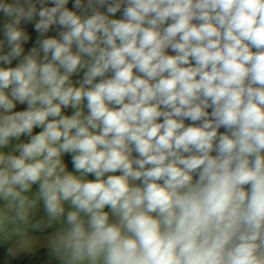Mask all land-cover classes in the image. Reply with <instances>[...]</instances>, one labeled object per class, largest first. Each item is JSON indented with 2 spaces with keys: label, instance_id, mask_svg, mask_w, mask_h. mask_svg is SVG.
Masks as SVG:
<instances>
[{
  "label": "clouds",
  "instance_id": "obj_1",
  "mask_svg": "<svg viewBox=\"0 0 264 264\" xmlns=\"http://www.w3.org/2000/svg\"><path fill=\"white\" fill-rule=\"evenodd\" d=\"M0 14L10 255L264 264V0H0Z\"/></svg>",
  "mask_w": 264,
  "mask_h": 264
},
{
  "label": "rangeland",
  "instance_id": "obj_2",
  "mask_svg": "<svg viewBox=\"0 0 264 264\" xmlns=\"http://www.w3.org/2000/svg\"><path fill=\"white\" fill-rule=\"evenodd\" d=\"M69 7H71V2L69 4ZM119 17H120V13H117V17L116 18H119ZM4 20H5V18L3 17L2 14H0V27H2V24L4 23ZM25 27L27 28V30L29 32H31L33 40H35L37 34L32 30V25L29 24V25H26ZM50 35H55V32L50 33ZM169 54H171V53H169ZM77 78L78 77H74V79H77ZM25 107H26L25 105H18L16 110H23ZM67 114H71V110H68ZM39 131H40V129H35L34 130V132H39ZM21 139L23 141L27 142V137H22ZM65 159L69 163V166L71 167V158L69 156H66ZM41 217H42V213H38L37 216L35 217V219L39 220ZM34 234L35 235H43L44 233H42L40 229H35L34 230ZM11 244H12V241H4L2 238H0V264H1V260L3 258V255L7 252V250L9 249ZM26 255L27 254L21 255L19 257V259H21L22 257H24ZM16 261H15V263H16Z\"/></svg>",
  "mask_w": 264,
  "mask_h": 264
},
{
  "label": "trees",
  "instance_id": "obj_3",
  "mask_svg": "<svg viewBox=\"0 0 264 264\" xmlns=\"http://www.w3.org/2000/svg\"><path fill=\"white\" fill-rule=\"evenodd\" d=\"M186 123L188 122L186 121ZM221 131H223V129H221ZM92 178L91 176L89 177V179ZM45 252L46 250H43L32 255H26L18 259L15 264H47V257L43 255Z\"/></svg>",
  "mask_w": 264,
  "mask_h": 264
},
{
  "label": "water",
  "instance_id": "obj_4",
  "mask_svg": "<svg viewBox=\"0 0 264 264\" xmlns=\"http://www.w3.org/2000/svg\"><path fill=\"white\" fill-rule=\"evenodd\" d=\"M172 54V53H171ZM28 140V138H27ZM36 236H41V235H36ZM43 250H46L43 245H41L40 247H37V248H34L32 249L31 251L29 252H18L16 255H10L8 250L7 252L3 255V258L1 260V264H14L15 261L17 259H19V257L23 254H27V255H32V254H35L37 252H40V251H43Z\"/></svg>",
  "mask_w": 264,
  "mask_h": 264
},
{
  "label": "bare ground",
  "instance_id": "obj_5",
  "mask_svg": "<svg viewBox=\"0 0 264 264\" xmlns=\"http://www.w3.org/2000/svg\"><path fill=\"white\" fill-rule=\"evenodd\" d=\"M171 53V52H170Z\"/></svg>",
  "mask_w": 264,
  "mask_h": 264
}]
</instances>
